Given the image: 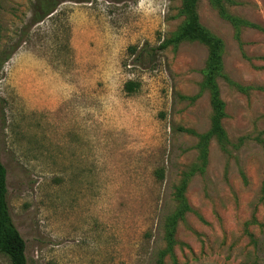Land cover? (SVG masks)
I'll return each instance as SVG.
<instances>
[{
  "label": "rangeland",
  "instance_id": "obj_1",
  "mask_svg": "<svg viewBox=\"0 0 264 264\" xmlns=\"http://www.w3.org/2000/svg\"><path fill=\"white\" fill-rule=\"evenodd\" d=\"M56 1L38 22L36 0H0L1 159L28 264H156L176 188L199 163L198 138L179 128L211 126L209 50H157L182 0ZM226 4L251 24L239 37L210 0L199 19L247 90L217 80L230 145L211 140L163 264H264V0Z\"/></svg>",
  "mask_w": 264,
  "mask_h": 264
},
{
  "label": "trees",
  "instance_id": "obj_2",
  "mask_svg": "<svg viewBox=\"0 0 264 264\" xmlns=\"http://www.w3.org/2000/svg\"><path fill=\"white\" fill-rule=\"evenodd\" d=\"M212 6L218 11L219 15L230 22L239 37L242 27L251 26V24L238 16L232 14L226 2L228 0H210ZM199 0H182L181 14L184 21L178 30L168 39H165L158 47V51H164L169 47H177L183 42L197 41L204 44L209 50V56L206 68L204 70V80L201 83V90L208 91L210 94V104L213 110L211 117L210 129L202 134H198L192 130L179 128L180 131L190 133L198 138L196 148L199 152V163L193 165L188 172L184 173L181 184L176 188L174 197L178 203L175 211L167 216L165 221V241L167 246L164 250H160L157 256L156 264H163L164 258L172 253L175 245V233L178 222L190 211V205L186 197V191L190 179L197 172H204L209 157V145L211 140L216 139L221 148L227 151L230 145L227 133L223 127L222 121L226 117V104L221 98L218 79L223 78L229 84L236 86L238 89L246 91L247 89L232 82L224 71L223 55L225 50L224 42L221 38L214 35L209 29L200 23L198 14ZM37 7L35 18L42 21L51 15L58 6L56 0H36ZM0 42H1V24H0ZM132 53L136 52L135 47H131ZM145 51V49L143 50ZM140 55V54H139ZM9 55L5 59H7ZM136 86L133 83H127L125 89L128 93L135 91ZM158 177L164 178V171L159 170ZM252 241L255 240L252 236ZM0 255L7 257L11 264H28L26 256V242L18 231L11 216L10 206L8 202V178L7 169L1 159V142H0Z\"/></svg>",
  "mask_w": 264,
  "mask_h": 264
}]
</instances>
